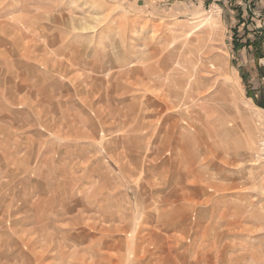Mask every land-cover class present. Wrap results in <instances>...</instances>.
<instances>
[{"label":"rangeland","instance_id":"374dc122","mask_svg":"<svg viewBox=\"0 0 264 264\" xmlns=\"http://www.w3.org/2000/svg\"><path fill=\"white\" fill-rule=\"evenodd\" d=\"M259 53L264 0H0V264H264Z\"/></svg>","mask_w":264,"mask_h":264},{"label":"trees","instance_id":"16d2710c","mask_svg":"<svg viewBox=\"0 0 264 264\" xmlns=\"http://www.w3.org/2000/svg\"><path fill=\"white\" fill-rule=\"evenodd\" d=\"M258 40H254V41H251L250 43H248L247 42V45H253L254 46V48L256 49V52H258L260 49V46H259V44L261 45V41H259V43L257 42ZM238 48V47H237ZM239 48H242V46L240 47L239 46ZM238 48V49H239ZM257 56H258V59L259 58H261V57H264L263 55H261L260 53L259 54H257ZM244 75V77H245V74H243ZM248 96H250V97H255V92H252V90H249L248 91ZM257 105L258 106H262V107H264V102L263 101H258L257 102Z\"/></svg>","mask_w":264,"mask_h":264},{"label":"crops","instance_id":"0c3cea01","mask_svg":"<svg viewBox=\"0 0 264 264\" xmlns=\"http://www.w3.org/2000/svg\"><path fill=\"white\" fill-rule=\"evenodd\" d=\"M236 41H237V40H236ZM252 41H253V40H252ZM237 42H238V41H237ZM242 46L246 48V47H247V44L245 43V44L242 45ZM249 47H250V45H249Z\"/></svg>","mask_w":264,"mask_h":264},{"label":"bare ground","instance_id":"6f19581e","mask_svg":"<svg viewBox=\"0 0 264 264\" xmlns=\"http://www.w3.org/2000/svg\"><path fill=\"white\" fill-rule=\"evenodd\" d=\"M166 94H168V93H166ZM172 94V93H171ZM161 101V100H160Z\"/></svg>","mask_w":264,"mask_h":264}]
</instances>
